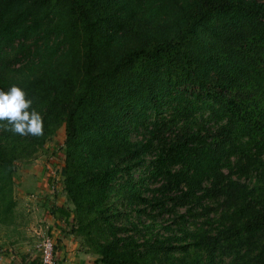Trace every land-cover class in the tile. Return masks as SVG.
<instances>
[{
	"label": "trees",
	"instance_id": "obj_1",
	"mask_svg": "<svg viewBox=\"0 0 264 264\" xmlns=\"http://www.w3.org/2000/svg\"><path fill=\"white\" fill-rule=\"evenodd\" d=\"M13 84L44 131L0 122V224L61 125L54 212L93 264H264V0H0ZM165 213L178 235L146 238Z\"/></svg>",
	"mask_w": 264,
	"mask_h": 264
},
{
	"label": "rangeland",
	"instance_id": "obj_2",
	"mask_svg": "<svg viewBox=\"0 0 264 264\" xmlns=\"http://www.w3.org/2000/svg\"><path fill=\"white\" fill-rule=\"evenodd\" d=\"M63 137V126L60 125L57 127L54 135L43 144V148L38 149L29 158L16 160L14 162V170L12 173V189L15 204L11 219L5 221L6 224H0L1 252H11L14 255L15 251L18 252L20 248H23L22 246H30L31 248L29 249V255L34 253V255H36L35 257H37L38 245L41 240V235L46 234V232H40L41 230L39 229L38 225L36 226V223L33 222L34 216H32L33 214L31 213L32 209L30 204L28 206H24L23 209H21L22 206L18 196L20 193L24 194L26 201L32 197H35L37 193L35 194V192L32 193L31 191L27 190L32 186L31 183L36 179L42 178V180L45 181L44 183H49L50 185L51 178H54L53 174H56L55 176L58 177L55 182H53L54 187H56L55 192L58 193L59 196H64L62 177L59 173L64 161V156L61 150ZM138 173V170L134 172L135 175ZM66 203L69 208H72L70 203ZM180 211H182V209ZM212 215H214V213H211L209 216L212 218L217 217H213ZM128 217L130 221H136L134 213H130ZM144 222L150 226L144 233L146 238L150 235L154 236V234L160 237L171 236L172 234L178 235V231L175 230L176 227L174 223L171 222V216H169V214L165 213L160 217L154 218L153 220L149 218L148 220L144 219ZM71 235L75 238V242H77L78 247H80L85 252V248L90 251L87 253L90 255V257H92L93 264V261L97 255L92 249L85 246L83 236H76L74 234ZM30 250L33 252H30ZM26 251L28 250L25 248L23 253Z\"/></svg>",
	"mask_w": 264,
	"mask_h": 264
},
{
	"label": "crops",
	"instance_id": "obj_3",
	"mask_svg": "<svg viewBox=\"0 0 264 264\" xmlns=\"http://www.w3.org/2000/svg\"><path fill=\"white\" fill-rule=\"evenodd\" d=\"M44 182L41 178L31 183L32 186L27 190L37 194L27 201L25 195L20 193L18 199L22 206L21 209L30 204L33 214L31 215L34 216L33 222L36 226L38 225L40 232H46L52 238L55 247V264H92V257L78 247L75 238L68 232L63 217L54 212L56 207H68L65 197L55 192L56 187L52 188L49 183ZM22 247L18 252L15 251L14 255L11 252L0 251V264H38V252L35 257L34 253L29 255L30 246ZM25 248L28 251L23 253ZM30 252L33 251L30 250Z\"/></svg>",
	"mask_w": 264,
	"mask_h": 264
},
{
	"label": "clouds",
	"instance_id": "obj_4",
	"mask_svg": "<svg viewBox=\"0 0 264 264\" xmlns=\"http://www.w3.org/2000/svg\"><path fill=\"white\" fill-rule=\"evenodd\" d=\"M20 86L13 84L7 91L0 89V122L11 125L6 129L21 136L43 135V117Z\"/></svg>",
	"mask_w": 264,
	"mask_h": 264
},
{
	"label": "built area",
	"instance_id": "obj_5",
	"mask_svg": "<svg viewBox=\"0 0 264 264\" xmlns=\"http://www.w3.org/2000/svg\"><path fill=\"white\" fill-rule=\"evenodd\" d=\"M53 174L54 178H51L50 186L54 188L53 182L58 178ZM38 264H55L54 258V242L50 235L42 234L41 240L38 245Z\"/></svg>",
	"mask_w": 264,
	"mask_h": 264
}]
</instances>
